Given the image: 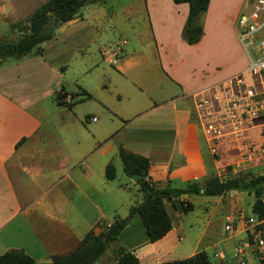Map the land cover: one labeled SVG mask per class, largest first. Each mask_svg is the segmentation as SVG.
<instances>
[{
	"label": "crops",
	"instance_id": "0c3cea01",
	"mask_svg": "<svg viewBox=\"0 0 264 264\" xmlns=\"http://www.w3.org/2000/svg\"><path fill=\"white\" fill-rule=\"evenodd\" d=\"M239 11L238 0H208L197 16L201 33L195 42L187 43L181 36L186 2L131 1L125 12L141 19L138 41H142L131 49L121 46L124 40L113 48L100 49L103 61L121 74L120 81H110L107 74L103 75L104 66L97 59L91 61L88 71L100 77L98 85L105 82L101 85L104 88H95L96 84L52 87L63 68L59 66L60 72L49 78L46 71L51 65L46 60L36 61L42 47L40 53L32 48L19 58L0 59V253L21 248L44 262L50 254L73 248L88 229L122 217L127 221L111 244L132 251L138 264L205 251L206 246H200L202 232L189 245L182 225L185 211L177 198L173 205L163 199L170 227L160 238L148 241L139 217L127 216L129 206L140 200V191L122 171L117 152L122 147L145 156L149 180L159 187L183 188L190 182L200 184L210 175L264 170V159L241 161L228 146V156H213L193 102L197 90L245 64L236 37ZM79 19L82 14L76 12L62 23ZM10 68H15L21 88L11 87ZM25 77L29 88L22 84ZM56 91L64 93L63 102L55 101L60 108L50 119L38 101ZM86 99L91 100V106L78 111L77 105ZM61 108L70 110V117H64ZM91 115L96 118L89 119ZM108 161L114 167L110 179L104 175ZM117 168L121 171L118 184L108 192L107 181L116 176ZM129 188L133 190L131 196L123 192ZM108 193L112 202H108ZM200 195L204 194L180 193L179 199L190 201L192 206L194 199H199L205 209L209 205L223 208L224 220L243 210L240 199L232 198L240 196L238 190L212 199L196 197ZM232 224V233L239 237L241 223L236 220ZM208 260L218 264L216 257L215 261Z\"/></svg>",
	"mask_w": 264,
	"mask_h": 264
},
{
	"label": "rangeland",
	"instance_id": "374dc122",
	"mask_svg": "<svg viewBox=\"0 0 264 264\" xmlns=\"http://www.w3.org/2000/svg\"><path fill=\"white\" fill-rule=\"evenodd\" d=\"M41 1L43 0H0V41L15 39L19 35V31L16 28H10V23H24L31 10ZM131 1L134 0H104L86 3L77 10V12H81L82 19L74 23H60L53 30L52 37L39 43L43 50L36 61L46 60L48 65H51L46 71L47 76L52 78L60 72L59 66L63 68L57 76L58 81L54 83V80H52L54 83L52 87L58 88L61 86L64 89H70L80 86V88H85L90 84H96L95 88H104L105 82L102 81L98 85L97 82L100 77L96 73L88 71L89 63L96 59L98 63H101L100 65L104 66V76L107 74L110 81L114 79L121 80V74L112 64L105 60L103 61L99 51L102 48H113L122 40H124V43L121 46L124 45L125 49L135 48L136 44L142 41V38L138 41L142 36V34H139L142 26L141 19L136 16H129L125 12ZM245 1L238 0L240 10L244 8ZM6 60H12V58L6 56ZM106 68L112 71H108ZM99 71L100 69H97V72ZM8 74L11 87L21 88L18 79L15 78V68H10ZM27 79H23L24 88L30 87V81ZM106 85L108 87V84ZM78 95L84 97L82 94ZM38 104L45 110L47 116L51 117L50 119L54 117L55 110L60 108L55 104L54 93L42 95ZM91 104L90 99L83 100L77 105V110L85 111ZM61 110H64L61 113L64 117H70V110L62 108ZM116 171V176L112 180L107 181L108 192L112 191V188L115 189L118 184V176H120L121 171L119 168ZM123 192L130 196L133 195V190L130 188L129 191ZM196 197L212 199L215 195H200ZM232 198L240 199L244 213H250L248 205L253 199L250 193L240 191L239 197L233 196ZM109 201L112 202L110 193H108ZM203 204L199 199H194L192 208L184 212L182 225L190 239L189 245H193L194 238L202 232L200 246H206L205 251L210 260L215 261V256L213 257L212 252L217 251L223 254L222 259L216 258L218 264L228 262V264H257L262 251H259L252 241L247 240L248 245H245L243 241L248 236V227L241 225L239 229L241 235L239 237L235 236L224 228V213L226 210H222L223 208L213 209L210 205L205 209ZM108 246L94 261V264H110L115 259V247L111 243ZM239 247L241 249L240 252L234 255L235 249ZM245 250H247V253H244ZM40 264L51 263L48 259L40 262Z\"/></svg>",
	"mask_w": 264,
	"mask_h": 264
},
{
	"label": "trees",
	"instance_id": "16d2710c",
	"mask_svg": "<svg viewBox=\"0 0 264 264\" xmlns=\"http://www.w3.org/2000/svg\"><path fill=\"white\" fill-rule=\"evenodd\" d=\"M97 0H43L28 14L24 23L11 22L10 28H16L19 35L15 39L0 41V59L6 56L19 58L32 48L40 53L39 43L49 39L53 30L62 22L73 18L78 8L88 2ZM186 2L187 14L181 28V36L187 43L195 42L200 33L201 25L197 16L202 12L208 0H172ZM84 96L89 94L83 92ZM64 93L56 91L54 98L62 103ZM118 157L122 171L130 176L137 174L134 182L140 191V200L130 205L127 216L137 215L141 221L148 241L160 238L170 227V219L165 210L163 199L171 201L178 199L182 210L190 209L192 204L188 200L179 199L180 193H201L204 195H218L228 190L246 191L252 194L253 199L250 212L261 215L264 213V170L258 173H236L219 177L210 175L201 183L190 182L183 188L159 187L148 177V159L139 154L118 148ZM104 175L110 179L114 176V167L111 162L104 166ZM201 188V191L199 189ZM174 197V198H172ZM182 201H185L182 203ZM127 221L126 217L113 218L108 224L101 227L95 225L88 229L78 243L71 249L61 253L50 254L51 264H94L103 250L113 242L119 231ZM0 264H40L21 248H9L0 253ZM112 264H138L137 256L121 245L115 247V259ZM151 264H210L204 250H198L183 258H173ZM257 264H264V252L257 260Z\"/></svg>",
	"mask_w": 264,
	"mask_h": 264
},
{
	"label": "built area",
	"instance_id": "2783aa9c",
	"mask_svg": "<svg viewBox=\"0 0 264 264\" xmlns=\"http://www.w3.org/2000/svg\"><path fill=\"white\" fill-rule=\"evenodd\" d=\"M235 27L245 64L238 71L197 90L194 107L213 156H228V146L235 149L234 154L241 161L264 159V0H246L235 17ZM95 118V115L89 116L91 120ZM224 176L221 173L220 177ZM236 220L248 227L244 244L248 245L247 240H250L263 253L264 213L246 214L238 210L225 218L224 228L232 232V223ZM240 250L236 248L234 255ZM213 255L223 258L217 251Z\"/></svg>",
	"mask_w": 264,
	"mask_h": 264
},
{
	"label": "water",
	"instance_id": "95a60500",
	"mask_svg": "<svg viewBox=\"0 0 264 264\" xmlns=\"http://www.w3.org/2000/svg\"><path fill=\"white\" fill-rule=\"evenodd\" d=\"M137 174H134V173H132L131 175H130V177L132 178V179H134V177L136 176ZM199 191H201V188L199 189ZM182 194H185V195H187V193H182Z\"/></svg>",
	"mask_w": 264,
	"mask_h": 264
}]
</instances>
